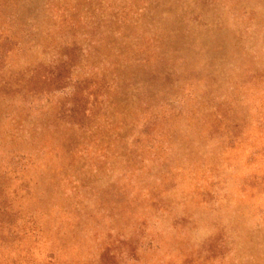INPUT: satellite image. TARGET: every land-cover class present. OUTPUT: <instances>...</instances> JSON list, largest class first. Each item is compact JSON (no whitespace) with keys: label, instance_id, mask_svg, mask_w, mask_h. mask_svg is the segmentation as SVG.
Here are the masks:
<instances>
[{"label":"rangeland","instance_id":"obj_1","mask_svg":"<svg viewBox=\"0 0 264 264\" xmlns=\"http://www.w3.org/2000/svg\"><path fill=\"white\" fill-rule=\"evenodd\" d=\"M0 264H264V0H0Z\"/></svg>","mask_w":264,"mask_h":264}]
</instances>
